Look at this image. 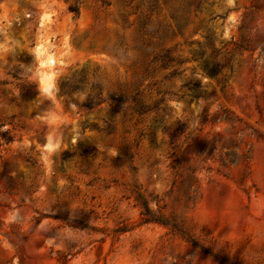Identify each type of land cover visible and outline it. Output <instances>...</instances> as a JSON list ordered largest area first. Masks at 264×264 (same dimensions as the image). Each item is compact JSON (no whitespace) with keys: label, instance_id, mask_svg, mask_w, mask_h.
Returning a JSON list of instances; mask_svg holds the SVG:
<instances>
[{"label":"rangeland","instance_id":"1","mask_svg":"<svg viewBox=\"0 0 264 264\" xmlns=\"http://www.w3.org/2000/svg\"><path fill=\"white\" fill-rule=\"evenodd\" d=\"M0 131V264H264V0H0Z\"/></svg>","mask_w":264,"mask_h":264},{"label":"trees","instance_id":"2","mask_svg":"<svg viewBox=\"0 0 264 264\" xmlns=\"http://www.w3.org/2000/svg\"><path fill=\"white\" fill-rule=\"evenodd\" d=\"M71 10L74 11L76 14L79 13V7L78 5H72L71 6ZM163 58H168L170 57V51H166L163 55ZM87 84V78L85 75H82L79 80L78 83L74 86V90L76 91H80L82 89H84L86 87ZM97 86L96 83H93L92 87L95 88ZM34 87H36L34 84H30L28 86V88H24V93L28 92L31 89H34ZM109 98L112 101H116V102H121V101H126L127 97L123 94H110ZM143 108H140V110H142ZM0 139H2L4 142L9 143L13 140V136L8 132V131H0ZM144 206L145 208L148 210V205L147 203L144 201Z\"/></svg>","mask_w":264,"mask_h":264}]
</instances>
